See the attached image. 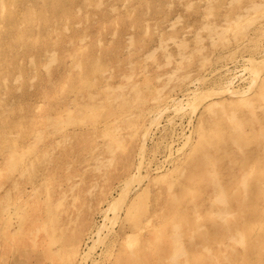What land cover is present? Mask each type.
Segmentation results:
<instances>
[{
  "label": "rangeland",
  "instance_id": "obj_1",
  "mask_svg": "<svg viewBox=\"0 0 264 264\" xmlns=\"http://www.w3.org/2000/svg\"><path fill=\"white\" fill-rule=\"evenodd\" d=\"M248 59L264 0H0V264H264V100L211 95Z\"/></svg>",
  "mask_w": 264,
  "mask_h": 264
},
{
  "label": "bare ground",
  "instance_id": "obj_2",
  "mask_svg": "<svg viewBox=\"0 0 264 264\" xmlns=\"http://www.w3.org/2000/svg\"><path fill=\"white\" fill-rule=\"evenodd\" d=\"M247 61L252 64L253 68H252V72H250V73H252L251 74V85L245 91L244 90L242 91V89L236 88L235 80L238 77V75L228 74V72H225L230 68V67H228L226 69L219 71L220 73L225 72L222 74L223 76H221V79H222L221 83H223V86L221 87V89L223 91L219 92L218 94L215 93V94H211V95H219V94L224 93V94L231 95V96H240V97H238V99L230 101L228 104L238 103L242 106H247L250 110H252L257 97L261 100H264V85L262 86V90L256 94L257 97L255 96V94H253L258 90V88L261 87L262 83H260V82H261V73L262 72L260 69H257V67H258L257 65H254L255 61H253L252 59H248ZM248 62H246V63H248ZM223 67H225V66H223ZM244 69H246V70L248 69L247 64L244 65ZM198 81L201 82V80H198ZM196 90H200V89L198 88ZM172 103L174 105L176 104V108L178 110H182V107L179 105L184 103V99L176 98L172 101ZM203 104L204 103H201V105H203ZM211 104L212 105H218L220 103L218 101H215V102H212ZM168 109H169V103H167L166 105L158 106L154 111H152V114L150 116L149 127L147 128L146 132L144 133V135L140 141L139 147H138L135 165H134V170H133L132 176L130 178L131 184H134L135 182H140L142 180V176H143L142 171L145 167V156L147 153V149L149 148V143H150L151 139L154 137V129L158 128V127H162V122H163L162 120L164 118L166 110L168 111ZM234 117L238 119L239 123L243 122V120L239 116L234 115ZM189 139H190V137L187 138L185 145L188 143ZM179 150H182V149H177V152H179ZM171 155H173V154L171 153L169 156L166 157L165 160H169L170 159L169 157ZM156 167L158 170L157 172L161 171V173H163L166 171L164 169V165L159 161L157 162ZM245 186H246V184H245ZM131 188H132V186H131ZM131 188L129 189V191L131 190ZM124 198H125V196L120 198L119 205L122 204V202L124 201ZM113 201H115V199ZM110 205H111V203L109 204V207H110ZM172 241H174L175 243L176 242L179 243L178 244V251L169 254L167 258H168V261L170 262V264H173V263L176 264L177 260L187 258L188 252H189L188 249H190V247H192L193 244H191V243L185 244L182 241H180L179 238H176V239L173 238ZM86 246H88V242L86 243ZM90 248L91 247H86L84 249L85 252L87 250L88 251L86 253H84V255H82L78 264H86L87 263L86 262L87 260H84V259L87 258L88 255H90V250L92 252V248L91 249ZM33 251H34V253H36V250L34 248L29 249V253H32ZM213 258H215V257L210 252H206V260L207 261H209L208 259H213ZM19 261H22V260H19Z\"/></svg>",
  "mask_w": 264,
  "mask_h": 264
}]
</instances>
